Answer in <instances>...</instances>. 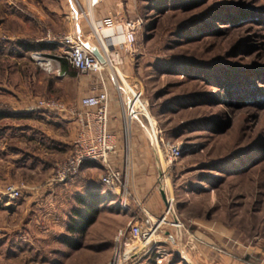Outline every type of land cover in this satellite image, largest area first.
Wrapping results in <instances>:
<instances>
[{
	"label": "rangeland",
	"instance_id": "obj_1",
	"mask_svg": "<svg viewBox=\"0 0 264 264\" xmlns=\"http://www.w3.org/2000/svg\"><path fill=\"white\" fill-rule=\"evenodd\" d=\"M17 1L0 0V81L16 79L10 51L30 46V14ZM132 4L136 44L103 73L125 119L115 167L129 207L99 183L100 211L79 248L23 257L114 264L117 232L150 218L162 224L148 253L128 259L122 248L118 264H264V0Z\"/></svg>",
	"mask_w": 264,
	"mask_h": 264
},
{
	"label": "crops",
	"instance_id": "obj_2",
	"mask_svg": "<svg viewBox=\"0 0 264 264\" xmlns=\"http://www.w3.org/2000/svg\"><path fill=\"white\" fill-rule=\"evenodd\" d=\"M17 2L30 14V32L25 37L30 46L10 51L16 58V79L0 81V178L23 185L24 195L15 203L0 199V264H31L37 261L36 255L27 260L23 249L37 254L40 247L63 245L71 211L78 207L77 197L99 190L101 175L96 173V163L86 164L66 184L54 182L56 165L70 154L80 128L85 112L81 100L99 93L102 86L100 78L80 76L64 48L47 39L72 34L92 55L102 57L104 51L116 50L124 58L129 46L118 26L123 19L133 21L132 0ZM111 96L109 133L116 149L110 163L116 168L127 131L122 109ZM40 100L64 103L66 111L38 109Z\"/></svg>",
	"mask_w": 264,
	"mask_h": 264
},
{
	"label": "built area",
	"instance_id": "obj_3",
	"mask_svg": "<svg viewBox=\"0 0 264 264\" xmlns=\"http://www.w3.org/2000/svg\"><path fill=\"white\" fill-rule=\"evenodd\" d=\"M141 23V20L127 21L125 19L119 22L118 28L123 32L124 40L129 47L136 44V34ZM47 42L60 44L65 50L71 67L82 75L98 76L102 86L99 93L81 100L80 104L85 112L80 116V128L70 154L56 165L54 182L66 184L79 175L85 164H99L104 169L100 183L112 194L121 196L119 205L122 212H125L129 203L126 191H124L123 172L114 168L110 163L111 155L115 153L116 143L109 133V92L103 78L104 72H115V69L123 64V58L119 51H104L103 62H101L95 55L89 53L72 34L49 37ZM36 107L53 113L66 111L65 104L55 100H40ZM23 195V185L8 184L0 180L1 200L15 203L22 199ZM161 224V221L150 218L146 222L138 219L128 222L126 228L120 229L115 236L116 259L114 264L121 262L120 250L122 248L124 253L128 252V259L147 254V245L158 236Z\"/></svg>",
	"mask_w": 264,
	"mask_h": 264
},
{
	"label": "trees",
	"instance_id": "obj_4",
	"mask_svg": "<svg viewBox=\"0 0 264 264\" xmlns=\"http://www.w3.org/2000/svg\"><path fill=\"white\" fill-rule=\"evenodd\" d=\"M245 99L246 98H244V100ZM101 194V191L98 190L96 193L87 192L85 196L77 197L78 207L71 211V217L67 227L68 235H71L72 238L70 239L68 237L62 240V244L65 247L72 249L80 247V239L95 222V219L99 214L100 209L97 202L101 197Z\"/></svg>",
	"mask_w": 264,
	"mask_h": 264
},
{
	"label": "water",
	"instance_id": "obj_5",
	"mask_svg": "<svg viewBox=\"0 0 264 264\" xmlns=\"http://www.w3.org/2000/svg\"><path fill=\"white\" fill-rule=\"evenodd\" d=\"M96 57L101 61V62H103V59H102V57L101 56H99V55H96Z\"/></svg>",
	"mask_w": 264,
	"mask_h": 264
}]
</instances>
